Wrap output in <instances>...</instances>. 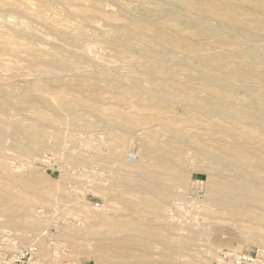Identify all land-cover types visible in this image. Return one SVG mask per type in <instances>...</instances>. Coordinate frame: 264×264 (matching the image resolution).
<instances>
[{"label": "rangeland", "instance_id": "obj_1", "mask_svg": "<svg viewBox=\"0 0 264 264\" xmlns=\"http://www.w3.org/2000/svg\"><path fill=\"white\" fill-rule=\"evenodd\" d=\"M141 6L148 9L147 14L140 13L137 8ZM155 8L207 16L211 25L218 28L220 36L215 38L204 34L203 28L195 26L192 20L182 23L161 18L154 12ZM144 18L149 20L147 26L164 29L170 25L177 28L179 37L184 40L178 44V52L187 61V65L177 66L180 70L213 73V69L222 67L227 74L242 79L236 83L243 91L255 85L264 88L262 84L251 81L255 74L264 79V66L259 68V72L257 69L258 73L254 72L250 55L251 52L264 55V0H0V101L10 102L0 107V131L5 138L0 149V168L4 157L19 174L13 180L0 169V183L13 187L22 198L20 201L12 200L13 205L30 206L36 216L44 212L40 217L44 223L41 227H48L54 235L43 239L46 252L41 264H199L193 249H206L208 245L217 248V252L209 257V264H214L217 255L230 250L229 247L241 245L242 252L261 246L249 242L238 229L247 231L248 235L254 231L257 221L250 210L257 203L256 197L244 196L246 200L236 207L227 203L221 206L218 199L228 193L220 188L223 181H253L254 185L264 187V172L261 170L264 159H258L252 176L243 175L231 170L226 162L228 155L222 150L224 143H228L229 148L239 137H250L251 149L252 143H258L257 136L264 133L261 126L264 120L244 111L247 109L243 105L246 97L240 98L235 107H200L203 103L200 99L207 96L201 81L162 75L161 69L174 65V61L160 62L140 56L135 46L130 44H140L146 51L159 48L166 52L164 45L154 46L150 33L146 34L138 27V22ZM51 24L58 25L60 30L82 31L90 36L76 43H64L51 27H46ZM119 30L129 34L131 46L124 53L118 51V46L98 40L92 34L94 31H106L111 35ZM25 32H35L39 44L27 41ZM86 39L91 41L87 40V44ZM58 44H64L67 54L77 49L82 51L83 46L93 48L91 58L84 60L83 55L77 53L80 59L74 58L72 63L59 59L61 64L82 69L87 63L94 67L107 64V69H110L106 73L108 75L104 78L95 75L72 77L44 63L29 60L30 55H40L42 51L44 56L42 53L41 58L47 59L45 51H53L51 49ZM195 53L207 54L192 56ZM188 55L200 61L190 59ZM121 58L131 62L123 74L128 75V79L111 71L124 67L120 65V62H125ZM42 72L44 76H41ZM35 82H39L34 86L39 90L36 95L45 92L43 95L46 97L65 101L71 106L70 112L59 115L40 107L38 110L41 112L36 111L28 108L30 106L24 104L21 97L6 98L4 94L5 91L19 94L25 85H34ZM177 96L184 99H174ZM197 104L199 107H195ZM15 111L19 114L14 115ZM23 111L28 114H23ZM13 115L17 118L13 119ZM235 115L243 117L245 122L234 119ZM51 116L61 121L53 122ZM18 120H22L24 125L36 124L42 130L43 139L39 143H55V137L62 135L59 143H68L66 148H72L70 153L65 149L57 153L46 151L48 153L44 152L42 156L23 154L18 146L29 143L30 139L17 131L15 123ZM246 120L255 122L249 125ZM150 124L158 127L153 126L147 132ZM231 126L234 129L231 130ZM20 137L23 138L21 141ZM114 143L124 144L121 146L124 153L123 157L122 154L113 155L112 161L121 158L131 165L116 164L112 167L106 163ZM256 147L264 152L261 144L253 148ZM160 154H169L179 163L184 159L181 163L183 169H193L192 179L200 182L188 180L186 172L185 198L182 199L179 188H172L169 198L163 202L165 217L156 221L155 205H148L147 199L155 203L157 199L144 191V186H147L144 166ZM218 159H223L222 163ZM240 175L242 177L238 178ZM127 177L133 179L136 187L125 182ZM101 178L103 183H108V188ZM206 196L210 198L207 203L199 202ZM168 200L174 204H168ZM173 210L183 216L184 229L183 226L170 227ZM0 219L13 220L9 225L0 224V231L5 225L9 227L10 235L24 228L20 214L0 212ZM188 222L194 225L197 222L198 225L188 226ZM29 240L24 242V247L31 245Z\"/></svg>", "mask_w": 264, "mask_h": 264}, {"label": "bare ground", "instance_id": "obj_2", "mask_svg": "<svg viewBox=\"0 0 264 264\" xmlns=\"http://www.w3.org/2000/svg\"><path fill=\"white\" fill-rule=\"evenodd\" d=\"M137 9L140 11V13L147 14L148 9H146V7L141 6V7H138ZM154 10H155L154 11L155 13L160 14L161 18H164V19L167 18V19H171V20L175 19V20L181 21L182 23H187V20H192L195 23V26L203 28L204 34H207V35H209L211 37H215V38H218L220 36L218 28L211 25V23L209 21V17H207V16H202V15L197 16L195 13L184 15L183 13H180V12L171 11V10H160L158 8H155ZM101 12L104 13V11H101ZM148 21L149 20H146L145 18L141 19L138 22V27L141 28L140 30H142L144 33H146V32L150 33V37L152 38L154 46L164 45L167 48L166 52H164L163 50H161L159 48H155V49H151L149 51H146L145 49L142 48V45H140V44L136 45L133 42L130 44H132V46H135V48L137 49V53L140 54V56L147 57V58L152 57L155 61H160V62H165V61H170V60L174 61L173 62L174 65H172V66L168 65V66L164 67L163 69H161V72L163 73L162 75H166V76H169L171 78H176V77L181 76V77L189 79L190 81H201L202 86L206 90L207 96L205 98L200 99V101L204 103V104L202 103V105H199L200 107L213 106V105L218 106V107L219 106L235 107L237 104H239L240 98L246 97L247 100H246V102H243V105L247 109L244 108V111L252 113V114H256L261 119L264 120V103H263L264 102V88L262 86L257 87V85H255L253 87L248 88L246 91H243L242 87L236 83L237 81H241L242 79L241 80L236 79V77L231 73L227 74L223 70L222 67H219L217 69H213V73H205L204 71H198V73H191V72H184V71L180 70L178 67H182V66L187 65L186 64L187 61L184 59V57H181L180 52H178V49H179L178 44H180L181 42L182 43L184 42V40L179 37V33H178L179 31L177 30V28H175L174 26H170V25H168L164 29H159L158 27L153 26V25L147 26L146 23ZM72 25H74V23ZM46 27L47 28L51 27V29L54 30V33L58 36V38H60L62 41L63 40L65 41L64 43H66V42L67 43L68 42L69 43H71V42L76 43V41L85 40V38L90 36V34L83 33L82 31H80L78 33H73V32H69V31L60 30L58 28V25H55V24H51L50 26H46ZM48 29H50V28H48ZM74 32H76V31H74ZM92 34L96 35L98 40H102V41L107 42L111 45L118 46L120 48V49H118V51H120L121 53H124L125 51H127L131 46L128 43L129 38L127 36L129 34L127 32H124V31L119 30L116 33L111 34V35H109L108 32H106V31H94V33H92ZM91 37H94V36H91ZM96 37H94V38H96ZM25 38L27 39V41L32 40L31 43H33V45L36 44V43H34V41L37 42V40H39L38 35L35 32H32V33H30V32L26 33L25 32ZM56 38L57 37H55V39ZM87 40H89V39H86L85 42L88 44ZM89 41H91V40H89ZM85 42H83V43H85ZM37 43L39 44V42H37ZM79 44H81V43H79ZM59 45L60 44H58V46L56 45L53 49H51L53 51H49V50L45 51V54L47 55V59L45 57H44L45 59L41 58L42 56H40V55L43 53V51H42V52H40L41 53L40 55H39V53H37L38 56L35 53L30 55L29 60H31L32 63H37V64L38 63L39 64L44 63L45 65H48V66L52 67L53 69H57L59 71H62L61 72L62 74L67 75V76H72V77H86L87 75H89V76L95 75L96 77H103L104 78L108 75L106 73L108 71H110V69L109 70L107 69V66H109L107 64L106 65H102V64L99 65L98 64L99 66L97 65L94 67L93 64L90 65L89 63H87L86 67L84 69H82V68H75V67H72L70 65H64V64H61L59 62V59H63L66 61H70L72 63V61H73L72 59H74V58L80 59L81 58L79 55H77V53L80 55H83L82 58L84 60L85 59L87 60V59L91 58L90 54H91L93 48L91 50L89 48V46H83L82 45L83 46L82 49L80 48L82 51H78V49L73 50V49H71L72 48L71 47L70 50H73V51L69 52V54H67V50L63 46L64 44H62L61 46H59ZM67 45H66V47H67ZM70 46H71V44H70ZM91 47H93V46H91ZM28 48L29 47H27V49ZM76 48H78V47H76ZM29 49H32V48H29ZM226 50H228V49H226ZM36 52H37V50H36ZM31 53L32 52H30V54ZM207 53H195L194 55H192V54L191 55L192 56L196 55L197 57H200V56L203 57V55L205 56V54H207ZM250 55L252 58L254 72L258 73L259 68L261 66H264V55L260 54L258 52H251ZM43 56H44V53H43ZM184 56H186V55H184ZM188 56L190 59L200 61L199 59L192 58V56H190V55H188ZM121 60L125 61L127 59L121 58ZM146 61L147 60H145V62ZM130 63L127 61H125L123 63L120 62V65L124 66V67H120V68H117V69H114L111 71H116V72H114L115 74H118L119 76H122L123 78L128 79V75L126 76L123 74H124L126 69H129L128 64H130ZM257 69H258V72H257ZM90 70H92V71H90ZM42 74H44L43 72L41 73V76H44ZM50 74L52 75L53 71L50 72ZM50 74H48L46 72V75H50ZM56 74H54V75H56ZM57 76H59V75H57ZM248 77H249V75H248ZM47 79H48V76H47ZM35 80H37V79H35ZM38 80L40 82L39 78H38ZM247 80H249V78ZM45 81H46V78H45ZM251 81L255 84H258V85L262 84L264 86V79L260 77V74L253 75ZM39 82H35L36 84H34V85H25L23 87V89L20 90L19 94L16 93L15 91H10V92L5 91L4 94H5L6 98H8V97L17 98L18 96L21 97L23 103L24 104L26 103L28 106H30L28 108L34 109L36 111H40V110H38V108L40 107V109L44 108L43 110L53 111L59 115L70 112L71 106L68 103H66L65 101L56 100V99L53 100V99H51V97H46L45 95H43V93H45V92H43L42 95H38V94L36 95L35 92L38 93L39 90H37V88H34V86L37 85V83H39ZM42 82H43V80H42ZM43 83H45V82H43ZM14 93H15V96L13 95ZM155 96H158V95H155ZM190 98L191 99L193 98V100H194V97L190 96ZM174 99L183 100L184 98H180V96H177V97H174ZM168 101H170V98ZM9 103L10 102L8 100L3 101V102L0 101V107L1 106L5 107V105L7 106ZM37 103L41 104L42 106H38ZM197 106H198V104L195 107H197ZM17 108H19V107L17 106ZM17 108H16V110H18ZM23 109H25V108H23ZM20 111L21 110H19L18 112H20ZM15 113H16V111H15ZM18 114L19 113H16L14 115H18ZM23 114L27 115L28 113L26 114L23 111ZM14 115H13V119L15 117ZM15 118H17V117H15ZM50 118L53 122H60L61 121L55 116H51ZM233 118L237 119L239 121L245 122L243 120V117H241V116L236 117V115H235ZM49 121H50V119H49ZM88 121H90V120H88ZM254 122H250L249 120H246V124H249V125L250 124L252 125ZM15 124L17 126L16 127L17 131L24 134L28 139H30V141L26 139V141H29V143L25 142V144L18 146V148H20L22 150L23 154H26L28 157H32L34 155H41V154L43 155V153L46 151H50L51 153L52 152L57 153V151L65 150V149H66L65 151L69 150L68 152L70 153V149H72V148H70V149L66 148L68 143H59L62 141V137H61L62 135L61 134H60L61 136L57 135L55 137V143H39V141L41 139H43V134H42V130L37 128L36 124L31 123L29 125H24L22 120L16 121ZM70 124H72V122ZM260 125H261V123H260ZM153 126H156V124L148 125L147 126V132L149 130H152L150 128H152ZM261 126L264 130V123ZM156 127H158V126H156ZM244 127H245V125H244ZM230 128H231V130L234 129V127H232V126ZM138 130L141 131V129H138ZM142 130H143V128H142ZM244 132H246V131H244ZM14 136H16L17 138L19 137L16 134ZM94 136H96V135H94ZM250 136H251V134H250ZM103 137H104V135H103ZM3 139L5 140V138H3V136H2V132L0 131V149L4 146V140ZM22 139L23 138H21L20 141ZM256 139H257L258 143H252L251 149L249 147L250 137H244V138L239 137L238 139H235V143H231L229 148L227 147L228 143H224L222 150L226 153V155H228L226 162L228 163L227 165L230 166L231 170H237L239 172V174H243V175L251 174V176H252V172H253L254 168L258 165V159H260V158H261V160L264 159V152L261 153L259 151L258 147L253 148L256 144L257 145L261 144L262 146H264V143H263L264 142V133L259 137L257 136ZM118 140L119 139H117V141ZM23 141H25V140H23ZM103 144H105V143H103ZM122 145L124 146V144H122V143H114L112 148H111V153L109 154V152H108L109 156L106 158V161H107L106 163H109V165H111L112 167H113V165L115 166L116 164H118V165L122 164L124 166L131 165V163H129V161L127 162L126 160H122L121 158H118L117 160L112 161L113 155H119V154L121 155L122 154V157H123L124 151L121 148ZM103 147H104V145H103ZM107 149H104V150H107ZM201 151H202L201 153L206 154V152L204 150H201ZM156 152H159V151H156ZM46 153H48V152H46ZM10 154H11V152H10ZM13 154H11V155H13ZM172 154H174V152H172ZM181 155L185 156V153H181ZM46 156H48V155H46ZM2 157H3V155H2ZM5 157H7V156L5 155ZM128 157H130V154H128ZM2 159H3V163H2V168H0L1 171L4 174H7L8 176L12 177L13 180L15 178H18L19 174L16 172V169H14V170L12 169L15 166H11L10 165L11 163L9 164L6 161L7 158L4 159V157H3ZM179 160H181V159H179ZM134 161H136V160H134ZM183 161H184V159L182 161H180V163H179V161L174 160L169 154H167V155L166 154L165 155L160 154L157 157H155L153 162H147V165L144 166V175L147 176V186H144V191L147 192V194L155 195L156 199H157L156 203L151 199H147L148 205H155L156 214H157L156 219H155L156 221H159L165 217V206L163 205V202L164 201L166 202V200L169 198L170 192L173 191V190H171L172 188H174V187L179 188V191L181 190V192H179V191H177V192L181 193L180 195H181L182 199L185 198L187 191H185L183 185L186 183L185 182V178L187 177L186 172L188 173V180L190 179L192 181H195L196 183L200 182V181H196V180L192 179L193 169H191V170L190 169L189 170L183 169V167L181 166V163ZM218 161L222 163L223 159H218ZM218 161H215V163ZM261 166H262L261 170L264 172V161L262 162ZM105 168H106V166H105ZM208 174L210 177L211 172H209ZM110 177H112V176L110 175ZM240 177H242V175H240L238 178H240ZM103 178H104V176H103ZM243 178H245V177L243 176ZM107 180H108V178H107ZM101 182L103 183L102 178H101ZM125 182L127 184H130V185L132 184L131 186L136 187V185L133 184V179L131 177H127L125 179ZM252 182L251 183H244L241 180L221 182L220 183L221 190L223 192L227 191L228 193L224 194L223 197H221L218 200L222 203V204H220L221 206H223L224 204L227 203L231 207L232 206L236 207L235 206L236 204H239V203L244 202L246 200L244 196L256 197L257 203L253 204V207H254L253 209H251V210L249 209L250 211L254 212V214H255L254 219L257 221V225L253 228L254 231L249 233V235H248L247 231L245 232V231H243V229H240V228H238V229H239V231L241 230V233L246 236V238L249 242L259 243V244H261L260 248L264 249V187H258L256 185H254ZM107 184L108 183H105V186ZM57 190L59 191L60 189H57ZM58 191H56V192L58 193ZM71 195L74 196V194H71ZM60 196H61V194H60ZM80 197H82V196H80ZM177 198H179V197H177ZM20 199H22V198L17 195V192L13 189V187H11L10 185L5 186L4 184L0 183V212L13 214L16 216H19V214H20V216L24 219V222H22V226H24L23 230L21 232H19V231H15V233L12 232L11 236L13 237V241L11 243V249L17 251L21 248H26V247H24V245H25L24 242L26 240L30 239L29 241H30L31 245H35L37 248V253H36L37 254L36 255L37 263L41 264L40 261H42V258H43L42 256H44V254L46 252V247L44 245L45 241L43 239L45 237L46 238L52 237L54 234L49 232L48 227H44V226L41 227L44 223L41 221L40 217L44 216V214H43L44 212H41V214L39 216H36V214L32 213V208L30 206H25L24 204L18 206V205H13L11 203L12 200L20 201ZM173 199H174V197H173ZM49 200H50V197L47 198V201H49ZM171 200H170V202L172 203L173 200L172 201ZM193 200H196V199H193ZM209 200H210L209 196H206L205 199H201V200H199V202L204 204V203H207ZM168 202H169V200L167 201V203ZM170 202L168 204H170ZM172 204H174V203H172ZM172 204H170V205H172ZM202 204H201V206H203ZM201 206H198V207H201ZM220 209H222V208H220ZM249 210H247V211H249ZM173 211L174 212H171L172 213L171 217L168 215L171 218L170 220L173 223V224L172 223L170 224V227L171 226L175 227V225H176V226H180V227L183 226V229H184L185 222H184L183 216H181L178 212H175V210H173ZM12 222H13V220L0 219V224L2 223V224L9 225V224H12ZM192 222H190V223L188 222L186 224L188 226H189V224H191L194 227L196 225H198L197 222L195 225ZM167 226L169 227V223H167ZM200 226H202V225H200ZM2 228H4L3 231L10 234V231H9L10 229H8L9 227H5V225H4ZM185 229L187 230L188 228H185ZM178 230H180V229H178ZM186 234H187V232H186ZM181 235H183V233ZM31 237H32V239H31ZM28 246H30V245H28ZM229 248H231L229 251H232L234 253H239L241 251L242 246L239 245L237 247L233 246V247H229ZM193 251H195V253H196L195 258L199 264H209V262H210L209 257L211 258V256H213L214 251H215V253L217 252V248L215 249L213 245H208V247L206 249H193Z\"/></svg>", "mask_w": 264, "mask_h": 264}, {"label": "built area", "instance_id": "obj_3", "mask_svg": "<svg viewBox=\"0 0 264 264\" xmlns=\"http://www.w3.org/2000/svg\"><path fill=\"white\" fill-rule=\"evenodd\" d=\"M13 237L5 231H0V264H39L36 260L35 245L11 249ZM214 264H264V249L256 248L239 253L223 250L215 259Z\"/></svg>", "mask_w": 264, "mask_h": 264}, {"label": "crops", "instance_id": "obj_4", "mask_svg": "<svg viewBox=\"0 0 264 264\" xmlns=\"http://www.w3.org/2000/svg\"><path fill=\"white\" fill-rule=\"evenodd\" d=\"M84 264H90V263H88V262H85Z\"/></svg>", "mask_w": 264, "mask_h": 264}]
</instances>
